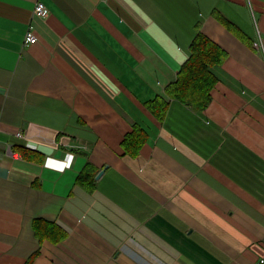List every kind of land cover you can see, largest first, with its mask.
Here are the masks:
<instances>
[{
	"label": "crops",
	"instance_id": "0c3cea01",
	"mask_svg": "<svg viewBox=\"0 0 264 264\" xmlns=\"http://www.w3.org/2000/svg\"><path fill=\"white\" fill-rule=\"evenodd\" d=\"M31 27L38 41L26 46ZM198 33L228 52L202 112L167 94ZM159 97L162 120L147 106ZM135 126L147 140L124 154ZM88 163L92 192L78 183ZM38 218L66 238L40 242ZM33 255V264L258 263L264 0H0V264Z\"/></svg>",
	"mask_w": 264,
	"mask_h": 264
},
{
	"label": "trees",
	"instance_id": "16d2710c",
	"mask_svg": "<svg viewBox=\"0 0 264 264\" xmlns=\"http://www.w3.org/2000/svg\"><path fill=\"white\" fill-rule=\"evenodd\" d=\"M227 56L228 52L222 46L207 35L198 33L191 44L189 59L182 66L177 80L167 90L168 97L183 102L199 112L206 110L211 104L212 92L218 82L216 71L221 68ZM147 106L159 120H162L169 105L165 98L159 97L147 103ZM146 135L141 127L135 126L123 140L124 154L137 155L147 140ZM18 151L29 161L41 157L40 153L27 148ZM96 172L97 168L88 163L79 175L78 183L86 190L94 191ZM33 229L40 242L49 240L58 244L66 237V233L57 225L43 218L34 220ZM34 256L31 257L29 264H33Z\"/></svg>",
	"mask_w": 264,
	"mask_h": 264
},
{
	"label": "built area",
	"instance_id": "2783aa9c",
	"mask_svg": "<svg viewBox=\"0 0 264 264\" xmlns=\"http://www.w3.org/2000/svg\"><path fill=\"white\" fill-rule=\"evenodd\" d=\"M35 13L38 15V16H42V17H46L48 15V12H47V9H46V6L44 5L43 2L41 1H38L35 5ZM38 41V38L36 37L35 33H34V30L33 28H29L27 31H26V34H25V42L24 44L26 46H29V45H34L36 44ZM9 153H11V147L9 148ZM14 156V155H12ZM257 264H264V256H262L258 263Z\"/></svg>",
	"mask_w": 264,
	"mask_h": 264
},
{
	"label": "water",
	"instance_id": "95a60500",
	"mask_svg": "<svg viewBox=\"0 0 264 264\" xmlns=\"http://www.w3.org/2000/svg\"><path fill=\"white\" fill-rule=\"evenodd\" d=\"M105 172V169L104 170H102V171H100V173L97 175V178L99 179L101 176H102V174Z\"/></svg>",
	"mask_w": 264,
	"mask_h": 264
},
{
	"label": "rangeland",
	"instance_id": "374dc122",
	"mask_svg": "<svg viewBox=\"0 0 264 264\" xmlns=\"http://www.w3.org/2000/svg\"><path fill=\"white\" fill-rule=\"evenodd\" d=\"M259 45H260V43H259ZM17 136H19V137H21V138H23L21 135H19L18 133H17ZM66 238V237H65Z\"/></svg>",
	"mask_w": 264,
	"mask_h": 264
},
{
	"label": "bare ground",
	"instance_id": "6f19581e",
	"mask_svg": "<svg viewBox=\"0 0 264 264\" xmlns=\"http://www.w3.org/2000/svg\"><path fill=\"white\" fill-rule=\"evenodd\" d=\"M37 37V36H36Z\"/></svg>",
	"mask_w": 264,
	"mask_h": 264
}]
</instances>
